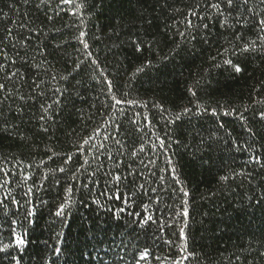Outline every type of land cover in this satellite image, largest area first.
<instances>
[{
    "label": "trees",
    "instance_id": "16d2710c",
    "mask_svg": "<svg viewBox=\"0 0 264 264\" xmlns=\"http://www.w3.org/2000/svg\"><path fill=\"white\" fill-rule=\"evenodd\" d=\"M261 20L264 0H0V264H264Z\"/></svg>",
    "mask_w": 264,
    "mask_h": 264
},
{
    "label": "snow or ice",
    "instance_id": "6c2138e0",
    "mask_svg": "<svg viewBox=\"0 0 264 264\" xmlns=\"http://www.w3.org/2000/svg\"><path fill=\"white\" fill-rule=\"evenodd\" d=\"M64 2H68V0H64ZM223 2H224L227 6L231 7V6L233 5V3H234V0H223ZM211 7H212V8H215V9H217V10H220L221 5H220V3H214V4L211 5ZM193 15H195V13H193ZM259 23H260L262 26H264V20H261ZM205 27H207V25H205ZM80 35H81V36H84L85 33L81 32ZM81 42L84 44V48H85V49H87V48L89 47V45H88L86 42H84V41H81ZM133 43H134V45H135V47H136V50L139 51V50H140V46H139V44H137L135 41H133ZM243 51L246 52V51H248V49H243ZM224 63L227 64V65L232 66V67H233V70H234L235 72H237V73H239V72L242 70L241 67H240L239 65H233V63H232L231 60H226V61H224ZM3 87H4L3 85H0V88H3ZM108 87H109V88L112 87V82H111V81L108 82ZM193 95H195V93H193ZM113 99L115 100L116 98L113 97ZM116 103L119 104V103H121V101H120V100H116ZM184 111H185V113H187V112H190L191 110L186 108ZM213 114H215V110H213ZM225 115H229V113L226 112ZM259 116H260V118H261L262 120H264V110L260 111ZM41 119H43V117H41ZM144 119H145V120H148L147 117H145ZM177 119H179V116L177 117ZM45 131H47V129H45ZM86 143H87V141H86ZM161 144H163V141H161ZM68 159L71 160V157H69ZM255 162H256V163H260L259 160H256ZM262 166H264V165H262ZM59 171H60V172H64L65 169H64V168H60ZM173 172H174V169H173ZM108 176H109V178H110L111 181H114V182H115V187L117 188V191H118V189H119V184H120V182H121L122 180L126 179V177H123V176H121L120 174H115V175H113V174L109 173ZM174 179H175V177H174ZM227 179H228L227 177H224V176L221 177V180H227ZM133 183H134V182H133ZM176 183H179V180H176ZM140 187L142 188L143 185H141ZM85 188H87V185H85ZM181 191L183 192L184 196H188V195H189V193L184 192L183 189H181ZM112 198H113V199H125V202H127V201H126V198L123 197V194H117V195H114ZM186 204H187V202L185 201V205H186ZM257 204L259 205V204H260V201H257ZM119 211H123V209H120ZM64 214H65V206H64V204H61V205L58 207V210L56 211L55 215H56L57 217H62V216H64ZM33 215H34V213H33L31 210H28V211H26L25 219H29V218L32 217ZM115 215H116V213L113 212V216H114V217H115ZM188 215H189V213H188V208L185 206L184 209H183V216H184V217H188ZM151 219H152V218L149 216V217L146 218V221H145V222H147L148 220H151ZM29 223L34 224L35 221L29 219ZM180 236H181V237H184V229H183V228L180 229ZM16 244H17L18 246H22V245L25 244V240H24L22 237H17V238H16ZM5 247H7V246H5ZM2 251H4V248H0V252H2ZM56 251L59 252L60 249H56ZM146 256H147V252H145L144 255H141L140 259H141V260L146 259ZM186 258H187V257H185V259H186ZM12 259H13V260H16L15 257H12ZM121 259H122V257H121ZM16 264H19V261H16Z\"/></svg>",
    "mask_w": 264,
    "mask_h": 264
}]
</instances>
